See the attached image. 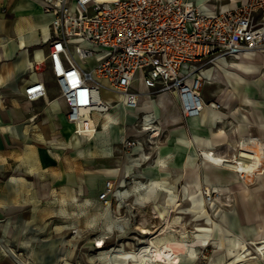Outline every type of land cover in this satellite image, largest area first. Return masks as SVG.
<instances>
[{"label":"crops","instance_id":"crops-1","mask_svg":"<svg viewBox=\"0 0 264 264\" xmlns=\"http://www.w3.org/2000/svg\"><path fill=\"white\" fill-rule=\"evenodd\" d=\"M194 1L203 10H217L221 5H233L239 0ZM51 18L43 11L39 0H0V171L6 166L12 169L13 164V173L20 171L34 177L46 176L61 190L80 194L95 190L96 171L113 176L129 164L142 177L171 180L182 171L186 176L200 166L205 172V167L210 164L199 154L203 149L227 157L236 148L238 140L245 136L258 138L264 146V50H251L240 56L251 61L248 70L239 72L240 78L233 77L236 87L241 89L240 99L232 102L217 94L214 102L217 101L218 106L214 109L215 106L209 105L201 94L206 103L205 113L185 118L179 111L175 95L162 93L148 97L147 104L157 120L154 127L157 133L151 137L147 148L135 146L130 155L124 151L119 156H115V151L120 150L116 143L120 142L124 130L131 129L135 116L133 110L116 105L108 113L120 122L122 115L119 112L123 107L122 129L115 134L113 123L103 126L106 115L94 116L99 131L90 138L89 146L92 144L100 156H96L95 162H82V155L85 157L81 145L83 137L72 132L73 126L66 119L65 105L59 97L49 61L44 58ZM211 68V74L205 79L207 85L214 88L217 71L226 77V69L224 65ZM36 80L43 82L46 94L28 99L24 88ZM104 98L115 100L117 96ZM212 110L216 112L210 114ZM66 148H71V155L66 153ZM185 176L180 184L181 201L185 200L186 192L192 186ZM20 178L12 175L2 190L0 188V194L12 202L22 201L24 188L29 183ZM241 181L248 192L232 180L216 182L221 190L210 193L216 199L215 210L204 205L211 219L207 232L209 242L195 245L200 251L198 254L195 250L181 254L186 260L201 262L204 249L209 247V260L203 264H264V228L259 225L264 220V177L243 178ZM199 183L204 188L212 187L204 178ZM104 186L105 183L101 190ZM177 201L175 195L174 202ZM258 245H262L263 250L256 249ZM238 252L242 256L236 261Z\"/></svg>","mask_w":264,"mask_h":264},{"label":"built area","instance_id":"built-area-1","mask_svg":"<svg viewBox=\"0 0 264 264\" xmlns=\"http://www.w3.org/2000/svg\"><path fill=\"white\" fill-rule=\"evenodd\" d=\"M52 16L45 40L51 72L73 133L91 138L94 116L121 105L134 111L120 137L125 151L149 142L156 117L146 98L173 94L183 117L196 116L204 69L225 65L244 50H264V0H239L203 10L194 0H40ZM116 93L104 98L101 90ZM25 97H44L36 80ZM143 96V97H142ZM214 106V101H209ZM113 183L98 195L106 200Z\"/></svg>","mask_w":264,"mask_h":264},{"label":"rangeland","instance_id":"rangeland-1","mask_svg":"<svg viewBox=\"0 0 264 264\" xmlns=\"http://www.w3.org/2000/svg\"><path fill=\"white\" fill-rule=\"evenodd\" d=\"M240 60L245 59H228L224 65L226 77L217 71L215 89L210 84L208 86L206 79L204 80L201 94L206 101H215L217 94H220L221 99H229L224 89L225 80L230 76L238 77L240 73L233 71L230 63ZM211 72V67L204 69L205 75H210ZM240 98L241 96H238V99ZM161 132L157 135L158 138ZM81 137L82 150L85 151L82 162H95L96 156L100 154H96L97 150L92 144L89 146V136ZM245 138L251 139L243 145H236L227 158H234L240 147L252 152H259L262 147V163L255 172L241 174L222 165L207 163L212 167L206 164L208 167H205V172L200 166L197 171L186 173V176L182 171L169 180L152 176L142 177L127 164L124 170L113 176L106 175L104 171H96L94 174L98 175L97 187L90 193L77 194L68 189L61 190L52 185L46 176L34 177L24 175L20 171L13 173V164L12 169L7 166L6 169L2 168L1 190L12 175H16L18 179L23 177L29 184L24 188L22 201L12 202V199L0 194V264H166L155 260V252L159 244L167 241L179 242V262L176 264L207 263L209 247L204 249L205 256L200 258L201 262H190L181 255L186 252L193 253L194 250L199 253L195 245L209 242L207 232L211 219L204 210V205L215 210L216 199L211 196V192L206 191L210 186L204 188L199 181L204 178L212 184L211 189L216 187L217 190L212 191L213 193L221 190L216 182L222 179L235 181L242 186L243 191L248 192L241 180L264 177V146L254 136L242 137L238 142H245ZM156 141L160 143L159 140ZM116 145L120 146V150L115 151V156H119L125 150L120 142ZM143 146L147 148L148 143H143ZM66 153L71 155V148H66ZM143 172L141 169V173ZM184 176L192 186L188 188L185 200L181 201L180 184ZM107 180L113 183L112 192L106 200L99 199L102 185ZM157 180L161 182L158 186L157 182L155 183ZM175 195L177 202H174ZM213 222L216 226L215 219ZM259 225L264 228V220H261ZM99 238H103V247L97 246Z\"/></svg>","mask_w":264,"mask_h":264},{"label":"bare ground","instance_id":"bare-ground-1","mask_svg":"<svg viewBox=\"0 0 264 264\" xmlns=\"http://www.w3.org/2000/svg\"><path fill=\"white\" fill-rule=\"evenodd\" d=\"M248 51H251V50H244V51H242L241 53H239L238 55H236V58L237 57H240L243 53L248 52ZM245 56L246 57H250L247 54ZM250 63H251V61H248V60H240L238 62L230 63V66L234 68L233 71H235V72H244V70H248V66H249ZM225 83L226 84H225V88L224 89H225V92L227 93V96L229 97V99L231 101H234V100L238 99V96H241L242 95L241 89H240V87H236V85L234 83V80H233V77H231V76L228 77V79L225 80ZM101 94H102L103 97H106V96L116 97V96H118L116 93L108 92L106 89H102L101 90ZM205 106L206 105H204L202 107V109L200 110V112L196 116H199V115H202V114L205 113L204 112ZM214 106L216 107V106H218V104L215 102V105ZM121 108L122 109L119 112V114L122 115V118L120 119V122H119V120H117L118 118L115 119L108 112L105 113L106 116H105V119L103 120V126L112 125V123L114 124V128H113L114 131L113 132L115 134L120 129H122V124H123L124 114L125 113H124L123 107H121ZM215 112H216V110H214V111L212 110L209 113L210 114H214ZM97 132L95 134H97ZM91 133L92 132L89 131V132H87L85 134H82V135H79V136H83V135H89L90 136ZM114 133H113V135H114ZM156 133H157V129H155L154 132H152L150 136L152 137ZM250 139L251 138H245V142L244 141H242L241 143L238 142V144H242L243 145V143L249 142ZM200 154H201V156L203 157V159L208 164L215 165V166L222 165V166H225V167H228V168L232 169L233 171L241 172V174H242V173L255 172L257 170V168L262 163L261 161H262V157H263V149H262V147H260L259 148V152H252V151L247 150L244 147H240L239 152L237 154H235L234 158H227V157H224V156H221V155H216L210 149H203V150H201ZM34 156H36V155H34ZM31 160H32V158H31ZM35 160H37V157H36ZM155 183L157 184V186L159 184H161V182H159L158 180L155 181ZM214 190H217V188L214 187L213 189H211V187H207V189H206V191H208V192H212ZM103 245H104L103 238H102V240H101V238L97 239V246L98 247H103ZM262 245H258L256 247V249L263 250ZM243 249L245 250L246 249V246L243 247ZM179 252H180L179 242H170V241H167V242H164L162 244H159L156 247V252H155L156 258H155V260L156 261L163 262V263H166V264H176V263L179 262V260H178ZM241 256L242 255L238 252L237 253V257L235 258V260L236 261L237 260H240ZM244 256H245V253L243 254V257ZM4 264H10V263L9 262H6ZM229 264H232V263H229Z\"/></svg>","mask_w":264,"mask_h":264}]
</instances>
